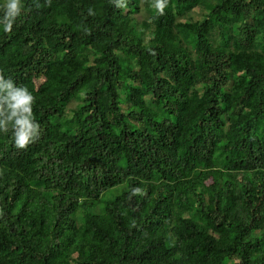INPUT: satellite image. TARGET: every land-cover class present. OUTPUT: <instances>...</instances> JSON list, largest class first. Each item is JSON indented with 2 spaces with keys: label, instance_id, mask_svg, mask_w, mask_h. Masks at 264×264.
Segmentation results:
<instances>
[{
  "label": "trees",
  "instance_id": "1",
  "mask_svg": "<svg viewBox=\"0 0 264 264\" xmlns=\"http://www.w3.org/2000/svg\"><path fill=\"white\" fill-rule=\"evenodd\" d=\"M154 3L0 26L39 124L0 132V264H264V0Z\"/></svg>",
  "mask_w": 264,
  "mask_h": 264
},
{
  "label": "clouds",
  "instance_id": "2",
  "mask_svg": "<svg viewBox=\"0 0 264 264\" xmlns=\"http://www.w3.org/2000/svg\"><path fill=\"white\" fill-rule=\"evenodd\" d=\"M167 0H155L154 8L160 14ZM0 26L4 32L12 29L21 14L23 0H3ZM35 97L27 87L17 85L11 77L0 74V132L11 131V140L17 149H25L39 136V124L34 118Z\"/></svg>",
  "mask_w": 264,
  "mask_h": 264
},
{
  "label": "rangeland",
  "instance_id": "3",
  "mask_svg": "<svg viewBox=\"0 0 264 264\" xmlns=\"http://www.w3.org/2000/svg\"><path fill=\"white\" fill-rule=\"evenodd\" d=\"M201 2H203V1H201Z\"/></svg>",
  "mask_w": 264,
  "mask_h": 264
}]
</instances>
